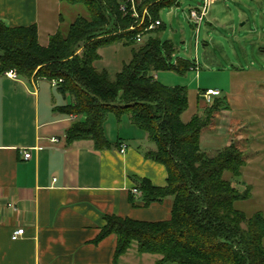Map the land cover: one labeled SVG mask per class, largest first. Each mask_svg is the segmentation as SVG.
Returning <instances> with one entry per match:
<instances>
[{"label": "trees", "instance_id": "16d2710c", "mask_svg": "<svg viewBox=\"0 0 264 264\" xmlns=\"http://www.w3.org/2000/svg\"><path fill=\"white\" fill-rule=\"evenodd\" d=\"M63 1L83 6L86 14L79 15L68 31L51 34L47 44L40 42L36 25L0 22V71L14 70L28 81L62 80L57 89L71 102L60 110L80 116L67 131V143L91 139L97 149L111 148L104 124L115 113L118 118L129 115L155 145L148 156L166 166L167 184L155 186L139 179L136 188L146 205L173 197L171 217L145 221L107 216L101 235H116V258L135 244L140 253L160 255L157 264H264V214L249 216L237 208V201L252 197L251 187L241 189L226 177L241 176L247 163L244 151L235 141L213 156L201 148L202 131L216 112L228 108L227 98L218 95L208 101L203 89L199 98L207 104L185 122L188 88L165 85L155 75L161 70L184 74L197 69L184 58L173 63L177 48L160 37L165 28L161 11L180 5L179 0H142L139 10L147 7L149 17L138 28L134 17L119 10V0ZM158 19L161 24L138 42L137 34ZM114 42L130 46L132 57L113 76L95 62L101 58L99 48Z\"/></svg>", "mask_w": 264, "mask_h": 264}, {"label": "crops", "instance_id": "0c3cea01", "mask_svg": "<svg viewBox=\"0 0 264 264\" xmlns=\"http://www.w3.org/2000/svg\"><path fill=\"white\" fill-rule=\"evenodd\" d=\"M258 1L264 10V0ZM83 8L63 0H0V22L36 25L40 42L47 44L51 34L68 31L86 14ZM257 24L263 35L264 14ZM55 89L45 78L28 81L0 71V264H157L160 255L137 247L116 258V235H101L109 215L145 221L171 217L173 197L146 205L134 191L139 179L167 184L166 166L148 156L155 145L129 115L115 113L104 124L111 148L97 149L91 139L67 143L76 118L60 110L71 99L60 100ZM202 90L196 91L199 112L205 107ZM228 126L226 145L246 127L243 119ZM121 143L128 144L123 153ZM21 227L24 234L12 239Z\"/></svg>", "mask_w": 264, "mask_h": 264}, {"label": "rangeland", "instance_id": "374dc122", "mask_svg": "<svg viewBox=\"0 0 264 264\" xmlns=\"http://www.w3.org/2000/svg\"><path fill=\"white\" fill-rule=\"evenodd\" d=\"M197 1L179 0L180 5L168 6L160 13L165 24L160 37L171 40L177 48L172 62L184 58L197 69L184 74L161 70L157 72L158 79L165 85L188 88L189 108L184 120L199 112L198 89L220 88L221 97H230L227 98L230 106L216 112L211 125L205 128L202 147L209 156L215 155L226 145L227 127L232 129L228 124L244 120L246 127L233 134V140L244 151L247 163L240 177L230 173L226 177L241 189L251 187L252 197L237 201V208L249 216L256 212L264 214V34L257 24L264 10L258 0H213L207 18L196 26L189 19V10ZM98 51L101 58L95 66L107 69L113 76L132 57L131 47L118 42L105 44ZM55 94L60 100L64 97L58 89ZM66 114L76 121L80 118L76 113Z\"/></svg>", "mask_w": 264, "mask_h": 264}, {"label": "built area", "instance_id": "2783aa9c", "mask_svg": "<svg viewBox=\"0 0 264 264\" xmlns=\"http://www.w3.org/2000/svg\"><path fill=\"white\" fill-rule=\"evenodd\" d=\"M213 0H198L196 6L192 7L189 10V19L192 23L196 26L201 25L203 21L207 18L210 10V6ZM142 0H119V10L124 15H131L136 20V27H142L145 24L146 18L149 17V12L147 7H144L142 11L139 10V5L141 4ZM161 24V20H150L149 23L145 26L143 32H139L137 34L138 42L143 40V34L150 30L155 29ZM135 28L134 26L131 29ZM5 74L10 75L12 77H18V74L14 70L5 71ZM62 81L61 79H53L51 83L54 86H57L58 83ZM221 95V91L216 88H207L203 92V96L206 100H210L213 96ZM128 149V144L121 143L120 145V152H125ZM25 158H29L31 156L30 151H26L24 153ZM135 192H140L137 188L134 189ZM25 232L23 227L16 229L12 234V239L16 240L19 239Z\"/></svg>", "mask_w": 264, "mask_h": 264}]
</instances>
